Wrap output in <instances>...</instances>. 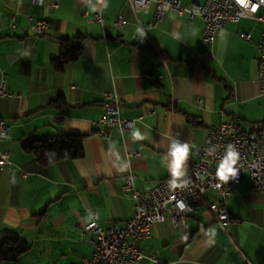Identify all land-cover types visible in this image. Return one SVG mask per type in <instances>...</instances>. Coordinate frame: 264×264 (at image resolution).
Returning <instances> with one entry per match:
<instances>
[{"label": "crops", "instance_id": "1", "mask_svg": "<svg viewBox=\"0 0 264 264\" xmlns=\"http://www.w3.org/2000/svg\"><path fill=\"white\" fill-rule=\"evenodd\" d=\"M180 1L189 6L205 0ZM88 4L0 0V77L12 94L0 98V115L9 124L0 151H7L12 163L0 168V241L10 235L28 246L0 264H83L92 256L93 234L83 233L81 218L89 210L99 213L100 227L124 224L134 212L122 189L125 176L133 174L138 190L170 176L162 159L173 137L190 145V164L209 127L237 121L246 129L264 120L257 83L264 21L242 17L227 23L210 44L202 38L201 17L166 13L149 25L153 4L134 13L127 0H108V7L98 11L100 24ZM259 12L264 15V8ZM119 15L125 24H116ZM39 18L47 22L42 35L30 27ZM243 32L249 39L241 37ZM76 37L81 38L80 57L56 70L52 59L59 55L61 39ZM106 91L123 97L120 116L135 120L130 129L111 127L108 139L94 123L104 111ZM59 96L63 102H54ZM137 128L147 139L133 142ZM61 133L83 135L80 157L43 166L22 148L27 139ZM132 151L139 154L129 156ZM117 152L130 163L129 170H118ZM228 208L232 220L224 228L211 214L187 215L186 227L166 219L155 223L139 246L162 264H264V193L251 192L246 174ZM209 229L216 231L211 244L205 235ZM135 264L156 263L143 258Z\"/></svg>", "mask_w": 264, "mask_h": 264}, {"label": "built area", "instance_id": "2", "mask_svg": "<svg viewBox=\"0 0 264 264\" xmlns=\"http://www.w3.org/2000/svg\"><path fill=\"white\" fill-rule=\"evenodd\" d=\"M127 1L134 13L137 9L153 4V22L149 25L157 24L166 13L186 15L190 19L201 17L204 20L202 38L204 42L210 44L214 41L216 30L227 23L237 22L242 17L264 21V15L259 12L264 8V0H205L202 4L189 6H183L180 0ZM33 2L39 4L37 0ZM93 20L102 24L103 17L100 12L95 13ZM116 24H125L121 15L117 17ZM30 27L34 34L42 35L46 32L47 22L44 18H39L31 21ZM241 37L249 39V35L244 32L241 33ZM257 51V83L259 93L264 96V31L261 33ZM160 60L166 67L162 56ZM161 79L162 75L158 74L156 80ZM11 95L6 89L5 79L0 77V98ZM124 103L125 99L118 94L104 92L102 100L104 111L94 121L102 138L108 139L111 127H118L121 131L134 127L135 120L120 116V108ZM8 133L9 124L0 115V141H3ZM228 144L234 145L239 152L236 165L239 173L237 178L224 183L218 180L216 171ZM196 152L197 159L186 164L187 176L184 178L188 181L186 187L169 188L168 181L171 177L167 176L150 189L138 190L133 174L128 173L122 189L125 196L133 200L134 212L122 225L100 227L96 224L92 228L83 225V233L93 234L90 239L93 253L90 258L84 259L83 264H135L143 258L162 264L153 252L145 254L139 246V242L149 236L150 229L155 223L167 219L173 225L186 227L187 215L197 218L200 215L211 214L219 226L224 228L226 223L232 220L228 200L235 192V187L243 174L250 180L251 192L264 193V120L251 123L246 129H241L237 121L213 125L207 129L204 141L196 147ZM138 154L137 151L128 153L129 156ZM11 164L9 153L0 151V168ZM21 172L25 174L23 170ZM181 201L186 205L184 210L178 207V202Z\"/></svg>", "mask_w": 264, "mask_h": 264}, {"label": "clouds", "instance_id": "3", "mask_svg": "<svg viewBox=\"0 0 264 264\" xmlns=\"http://www.w3.org/2000/svg\"><path fill=\"white\" fill-rule=\"evenodd\" d=\"M37 2L41 5L44 4V0H37ZM107 7L108 0H96L95 3H92V0H89L88 8L91 12L103 11V9H106ZM137 32L141 37H144L145 32L143 29L138 28ZM221 35H223V32H221ZM25 55L27 56L28 53H25ZM145 127H147V125H145ZM131 137L133 142L142 141L147 139V134L141 133V131L137 128L133 129ZM190 151L191 148L187 142H181L175 137L171 139L168 146V152L162 159V163L166 165L171 177L168 181L169 188L176 189L187 186L188 181L184 178L187 176L186 161L189 157ZM116 155L117 160L119 161L116 165L118 170L120 172L129 170L130 163L127 160H122L118 152ZM238 160L239 152L236 147L232 144H228L226 146L224 156L217 165L216 176L219 181L228 183L230 180L237 178L239 173V169L236 167ZM217 187H219V185H217ZM178 207L179 209L184 210L186 205L181 201L178 202ZM81 219L87 227L92 228L96 226V222L99 220V213L92 214L88 210L86 216ZM205 235L209 238L208 243L211 244L214 242L216 231L215 229H209L205 232Z\"/></svg>", "mask_w": 264, "mask_h": 264}, {"label": "trees", "instance_id": "4", "mask_svg": "<svg viewBox=\"0 0 264 264\" xmlns=\"http://www.w3.org/2000/svg\"><path fill=\"white\" fill-rule=\"evenodd\" d=\"M81 38H63L60 41V51L56 58L52 59V65L56 70H62L66 64L76 61L81 55ZM63 102L59 96L54 102ZM83 135L79 133H61L47 136L42 139H27L22 143V148L32 152L40 165L51 162L80 157L83 153ZM27 244L18 237L6 235L0 241V260L16 259L26 251Z\"/></svg>", "mask_w": 264, "mask_h": 264}, {"label": "rangeland", "instance_id": "5", "mask_svg": "<svg viewBox=\"0 0 264 264\" xmlns=\"http://www.w3.org/2000/svg\"><path fill=\"white\" fill-rule=\"evenodd\" d=\"M259 107H260V112L263 114L264 113V101L259 103Z\"/></svg>", "mask_w": 264, "mask_h": 264}]
</instances>
